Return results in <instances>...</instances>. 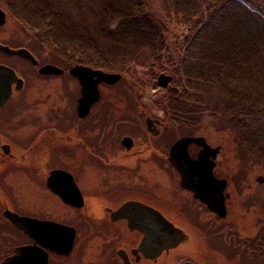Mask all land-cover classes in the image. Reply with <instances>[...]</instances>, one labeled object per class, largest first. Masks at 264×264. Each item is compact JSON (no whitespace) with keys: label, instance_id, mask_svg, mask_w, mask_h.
I'll list each match as a JSON object with an SVG mask.
<instances>
[{"label":"flooded vegetation","instance_id":"1","mask_svg":"<svg viewBox=\"0 0 264 264\" xmlns=\"http://www.w3.org/2000/svg\"><path fill=\"white\" fill-rule=\"evenodd\" d=\"M21 50L28 57L16 54ZM2 66L16 76L0 71V264H264V222L257 220L256 209L254 221L246 224L251 213L245 206V178L218 171L223 150L214 171L194 173L197 179L187 188L170 161L171 149L182 138L205 137L175 140L163 157L175 172L166 176L160 171L165 161L150 155L160 152L152 139H159L173 123L161 108L153 113L140 110L141 128L116 134L115 145L102 146L103 131L96 125H78L71 131L64 113V77L75 65L39 48L36 37L0 4ZM47 66L60 71L44 69ZM74 78L80 100L83 86ZM114 85L99 83L100 101L87 116L78 115L77 105L80 122L89 119L103 99L109 102L107 89ZM71 141L78 145L73 156ZM203 149L193 143L188 150L196 160ZM84 163L92 164L91 172L78 175ZM96 166L109 171L96 172ZM29 186L57 200L55 215L28 212L19 193ZM129 204L127 213H118ZM144 207L179 230L172 247L164 244L161 223L150 220L142 222L158 225L153 232L159 240L143 246L146 234L134 228L131 219L146 217ZM69 210L77 217L73 224L66 222ZM70 228L75 231L71 250Z\"/></svg>","mask_w":264,"mask_h":264},{"label":"trees","instance_id":"2","mask_svg":"<svg viewBox=\"0 0 264 264\" xmlns=\"http://www.w3.org/2000/svg\"><path fill=\"white\" fill-rule=\"evenodd\" d=\"M25 30L70 65L132 80L158 71L171 121L222 119L264 165V0H0ZM173 28L187 34L172 42ZM139 78V79H138Z\"/></svg>","mask_w":264,"mask_h":264},{"label":"rangeland","instance_id":"3","mask_svg":"<svg viewBox=\"0 0 264 264\" xmlns=\"http://www.w3.org/2000/svg\"><path fill=\"white\" fill-rule=\"evenodd\" d=\"M145 1L150 5L151 11L155 12V14H159L158 0ZM186 34V29L173 28L169 38L175 39ZM173 39L172 42H174ZM37 44L39 48L43 47L44 49L46 48L52 51L48 45L39 43L38 41ZM52 53L58 58L53 51ZM158 72L156 81L151 83L146 76H141L139 82L138 80L123 77L122 81L107 89L111 97L108 98L109 102H105L103 99L96 105L92 116L83 122H80L77 118V105L80 94L79 83L77 79L71 75H66L64 81L67 83V93L65 96L66 104L64 113L68 119L69 129L72 131L78 125H81L83 129L96 125L103 131L102 146H107L111 142L115 145L116 134H132L137 128H141L143 124L139 118V116H141L140 110L153 113L156 108L158 109L156 99L166 90L161 88L158 84L159 76L165 73L162 71ZM172 84L173 82L169 84V87ZM108 93L105 94L108 95ZM170 124L172 126L168 132L164 133L159 139H152V141L160 147V152L156 154L151 153L150 155H158L162 161H165L164 164L161 165L162 168L160 171L164 172L166 176L175 172L170 163L166 159L163 160V157L168 156L175 140L183 136L201 135L207 139V142L212 147H219L221 151L223 150L219 158L220 167L218 171L234 174L242 173V177L245 178L243 180L245 182H243L244 188L247 189L244 194L245 206L251 213L245 221L246 224L254 221L252 215L255 214L256 209H259V212H257V220L261 219L264 222V165L247 152L238 135L230 128L228 123L222 119H214L210 116H205L202 122L197 126H184L176 123ZM109 135H111L112 138H110ZM70 147V156H73L75 154L74 152L72 153V149L77 148L78 145L71 141ZM90 168H92V164L84 163L81 171L77 169V172H79L78 175L83 172H91ZM70 169L72 170V165ZM105 171H109V169L104 166H96V172ZM259 178H263L262 183L258 182ZM30 186L19 193V199L21 203H24L28 212L41 216L48 211L55 215L58 209L57 200L45 191H39ZM251 204H254L256 207L252 208ZM76 219L75 213L69 210L66 216V222L73 224ZM81 231L84 232L85 229L81 228Z\"/></svg>","mask_w":264,"mask_h":264},{"label":"water","instance_id":"4","mask_svg":"<svg viewBox=\"0 0 264 264\" xmlns=\"http://www.w3.org/2000/svg\"><path fill=\"white\" fill-rule=\"evenodd\" d=\"M16 54L28 57L29 53L25 50L17 51ZM44 69L46 70H58V68L54 66H47ZM1 72H5L7 76L14 75L16 76L15 72L7 67H0ZM70 74L76 78H78L83 86L82 88V98L79 100L78 103V115L80 117L87 116L92 107L100 101L101 93L99 89V83H106L109 85H114L122 79L121 74L116 73H107L101 70H93L89 67L85 66H75L71 69ZM173 77L167 74H161L158 78V84L161 88L165 89L169 86L172 82ZM130 141V139H127ZM197 143L200 146H203L204 149L199 154L198 158L195 160L190 156L189 147L191 144ZM221 149L213 148L210 146L205 138H193V137H186L180 139L171 149L170 152V161L172 165L183 175V186L190 188L189 182L191 180H196L194 173L200 172H209L212 173L215 168V161L220 153ZM71 179L72 176L70 175ZM210 179L215 180L213 176H210ZM263 181V178H261ZM76 187L75 184H73ZM210 203V202H209ZM132 204H129L122 208L118 213L125 214L127 213V209L131 208ZM145 211L143 213L146 217H137L131 219V223L134 228H138L142 230L146 237L143 242V246H151L153 242L156 244L158 243V236L157 233H154L153 230H156V226H153L150 223L142 222L143 220H150V221H158L160 222V226L165 228V241L164 244L166 248L172 247L174 245V238L176 236L177 231H179L173 223H171L167 218H165L159 212L144 207ZM137 220V222H136ZM157 222V223H158ZM47 225V224H45ZM51 225V223L49 224ZM56 226V225H54ZM158 228V227H157ZM66 229H68L66 227ZM69 232L72 235V239L69 245L71 250L74 242L75 231L74 229L70 228ZM46 261V260H44ZM14 261L11 260L8 264H13Z\"/></svg>","mask_w":264,"mask_h":264},{"label":"bare ground","instance_id":"5","mask_svg":"<svg viewBox=\"0 0 264 264\" xmlns=\"http://www.w3.org/2000/svg\"><path fill=\"white\" fill-rule=\"evenodd\" d=\"M1 4V3H0ZM2 5V4H1ZM3 6V5H2ZM8 13H9V11H7ZM10 15H11V17H12V19L14 20H16V18L11 14V13H9ZM59 58V57H58ZM75 66H80V65H75ZM74 66V67H75ZM81 66H84V65H81ZM55 67V66H54ZM85 67H88V66H85ZM57 68V67H56ZM89 68H91V67H89ZM91 69H93V68H91ZM93 70H96V69H93ZM56 71H60V69L58 68V70H56ZM122 79H123V76H122ZM122 79L120 80V81H122ZM4 100H6V99H4Z\"/></svg>","mask_w":264,"mask_h":264}]
</instances>
